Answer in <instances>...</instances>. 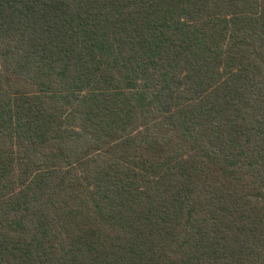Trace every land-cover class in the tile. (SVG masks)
Listing matches in <instances>:
<instances>
[{
  "label": "trees",
  "instance_id": "obj_1",
  "mask_svg": "<svg viewBox=\"0 0 264 264\" xmlns=\"http://www.w3.org/2000/svg\"><path fill=\"white\" fill-rule=\"evenodd\" d=\"M0 264H264V0H0Z\"/></svg>",
  "mask_w": 264,
  "mask_h": 264
}]
</instances>
